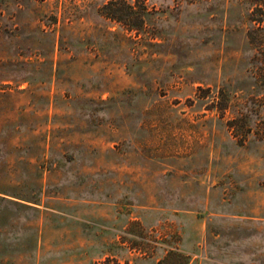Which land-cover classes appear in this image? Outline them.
Listing matches in <instances>:
<instances>
[{"label":"rangeland","instance_id":"rangeland-1","mask_svg":"<svg viewBox=\"0 0 264 264\" xmlns=\"http://www.w3.org/2000/svg\"><path fill=\"white\" fill-rule=\"evenodd\" d=\"M105 1L0 0V264H264V0Z\"/></svg>","mask_w":264,"mask_h":264},{"label":"trees","instance_id":"trees-1","mask_svg":"<svg viewBox=\"0 0 264 264\" xmlns=\"http://www.w3.org/2000/svg\"><path fill=\"white\" fill-rule=\"evenodd\" d=\"M100 10L103 15L116 22H119L126 30L138 33V30L143 27L144 14L147 7L144 0H106L101 6ZM220 108V107H219ZM153 241V240H152ZM150 241V242H152ZM163 241V240H162ZM148 244V243H147ZM154 246L158 245V241H153ZM136 250L150 256L152 254V246L148 245H132ZM188 260L187 255L178 251L176 246H169L164 249L162 258L158 260L159 264H186ZM93 264H134L129 260L120 261L113 256H106Z\"/></svg>","mask_w":264,"mask_h":264}]
</instances>
